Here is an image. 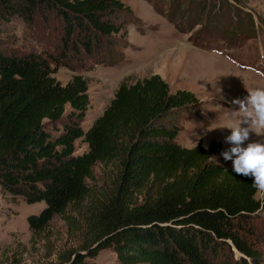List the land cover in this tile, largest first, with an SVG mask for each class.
Segmentation results:
<instances>
[{
	"label": "trees",
	"instance_id": "obj_1",
	"mask_svg": "<svg viewBox=\"0 0 264 264\" xmlns=\"http://www.w3.org/2000/svg\"><path fill=\"white\" fill-rule=\"evenodd\" d=\"M121 11L129 10L118 0H0L1 22L47 23L52 15L65 49L76 34L85 53L120 31L112 17ZM59 64L0 42V192L44 203L26 217L32 236L57 216L77 237L75 248L46 264H87L107 248L116 264H257L252 220L264 200L252 178L213 163L198 144L175 143L178 115L195 97L169 93L158 75L121 83L85 132L73 126L51 140L45 122L58 121L65 106L81 120L88 107L81 77L64 85L52 77ZM77 139L86 151L73 156ZM95 165L115 168L111 186L97 193L87 185Z\"/></svg>",
	"mask_w": 264,
	"mask_h": 264
},
{
	"label": "rangeland",
	"instance_id": "obj_2",
	"mask_svg": "<svg viewBox=\"0 0 264 264\" xmlns=\"http://www.w3.org/2000/svg\"><path fill=\"white\" fill-rule=\"evenodd\" d=\"M118 1L129 10L112 17L120 31L101 38L89 53L76 45V34L71 48L65 49L60 22L52 15L47 23L39 17L32 25L18 18L0 21V42L6 49L16 54L49 55L60 63L52 77L61 85L73 76L86 82L84 117L71 119L65 106L58 121L44 123L49 138L53 140L73 126L85 132L121 83L130 85L158 75L169 93L187 91L198 101L178 115L175 143L184 148L198 144L209 151L210 161L224 169L231 167L232 161L220 155L230 147L224 142L230 130L219 127L226 123L227 110L238 109L231 103L233 99L264 87V0ZM258 139L251 133L245 145ZM85 151L81 139L74 141L73 156ZM114 174V166L95 165L87 185L96 193L104 191ZM255 198L264 200V192L257 190ZM43 208V202L27 204L0 192V264H46L75 248L76 234L57 216L42 234L31 235L26 217ZM73 217L80 228L79 219ZM252 225L256 262L264 264V211L258 212ZM86 263L116 264L115 255L111 249H103ZM215 264L226 263L221 259Z\"/></svg>",
	"mask_w": 264,
	"mask_h": 264
},
{
	"label": "clouds",
	"instance_id": "obj_3",
	"mask_svg": "<svg viewBox=\"0 0 264 264\" xmlns=\"http://www.w3.org/2000/svg\"><path fill=\"white\" fill-rule=\"evenodd\" d=\"M247 92V96L231 101L238 109L227 110L226 123L219 127L230 130V134L224 137L230 147L220 155L225 161H232L236 174L251 177L253 187L264 192V87ZM251 133L260 139L245 145Z\"/></svg>",
	"mask_w": 264,
	"mask_h": 264
}]
</instances>
